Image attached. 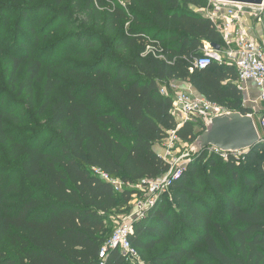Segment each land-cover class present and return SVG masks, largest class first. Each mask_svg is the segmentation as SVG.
<instances>
[{
	"label": "trees",
	"instance_id": "obj_1",
	"mask_svg": "<svg viewBox=\"0 0 264 264\" xmlns=\"http://www.w3.org/2000/svg\"><path fill=\"white\" fill-rule=\"evenodd\" d=\"M90 2L106 11L107 34L121 30L123 23L130 27L113 40L111 54L84 70L77 89L66 98L52 102L55 82L48 73L39 113L51 109L50 130L58 132L53 146L41 147L40 133L13 142L3 122L9 116L0 113V149L10 147L21 157L25 180L39 183L29 196L15 198L8 194L9 178L0 166V264H99L100 251L114 231L112 215L139 193L130 187L169 169L154 147L163 144L170 131L191 145L205 129L201 125L198 131L189 122L179 127L171 114L174 81L191 85L227 111L254 117L244 107L235 66L214 62L190 72L205 56L206 44L224 45L215 23L195 11L212 9L211 0H130L126 8L116 0ZM25 32L34 36L31 26H25ZM66 41L88 49L99 44L88 33L69 34ZM20 63L14 58L16 69ZM42 69L41 60L28 59L25 75L15 77L12 86L19 85V92L32 99ZM104 102L113 108L105 111ZM196 157L171 187L178 213L163 197L133 223L134 248L142 255L169 241L170 247L149 264H205L206 256L218 264H264V142L241 159L230 155L224 160L229 185L216 172L223 158L212 154L195 161ZM201 162L209 169L202 187L186 178L189 169L199 177L196 166ZM116 181L124 185L120 192L113 185ZM238 189H243V196L237 195ZM218 202L221 208L215 212ZM220 217L231 236L218 222ZM106 264L129 263L111 251Z\"/></svg>",
	"mask_w": 264,
	"mask_h": 264
},
{
	"label": "rangeland",
	"instance_id": "obj_2",
	"mask_svg": "<svg viewBox=\"0 0 264 264\" xmlns=\"http://www.w3.org/2000/svg\"><path fill=\"white\" fill-rule=\"evenodd\" d=\"M116 2L123 8L130 4V0H116ZM221 5L213 4L210 11L221 15H227L233 11L234 14H239L242 20L246 21V24L248 21L254 23L259 18H264V11L261 10ZM195 11L201 15H208L209 13L208 11ZM223 21L216 19L218 25H223ZM105 24L106 11L103 8H98L96 3H92L90 0H0V113L3 111L9 116L4 118L3 122L5 131L11 134L13 142L22 143L31 136H37L40 133L41 147L53 146L58 132L50 130L51 109L43 114L39 113L48 73L51 72V78L55 82L53 103L66 98L70 91L77 89L84 70H87L86 68L98 58L111 54L113 40L130 27L129 23H123L121 30L109 35L106 32ZM25 26L33 28L34 36L26 32L23 33ZM73 33H88L89 37L99 44L91 49L77 47V43L71 44L66 41L67 36ZM35 37L37 38L36 41L34 40ZM36 42L39 44L36 45ZM27 48L30 49L25 51ZM88 51L91 52L90 57ZM123 53L120 52L117 56L121 57ZM14 58L21 60L17 69L14 67ZM30 58L39 59L43 63L40 79L33 86L32 99L25 93L19 92V85L12 86V80L15 77L20 80L25 75ZM104 104L105 111L113 108L109 102H104ZM255 121L260 134L264 135L257 117ZM164 143L156 146V151L162 155L165 154L162 150ZM0 153V166H3L6 170V176L9 178H6L8 194L19 199L29 196L33 187L39 183L31 184L25 180L19 168L21 157L12 154L10 147H1ZM224 162V159L219 162L216 172L224 184L229 185L230 174L225 173ZM196 171L199 177H194L189 169L186 173L187 180H191V184L196 186L202 187V182L206 185L209 169L205 166V162L198 164ZM243 194V189L237 190V195L243 196ZM163 197L168 207L178 213L177 207L171 199V188L165 192ZM139 201H143L140 195L134 197L127 208L112 215L113 228L115 222H133L135 220L138 214ZM220 208L218 202L215 212ZM173 218L174 220L177 219L176 216ZM218 222L230 235L222 217L218 219ZM213 234L221 249L228 253L229 249L215 230H213ZM169 247V241L165 240L154 250L140 255L136 261L130 264H149L155 255ZM7 252L11 253L9 249ZM205 264H218V262L206 256Z\"/></svg>",
	"mask_w": 264,
	"mask_h": 264
},
{
	"label": "built area",
	"instance_id": "obj_3",
	"mask_svg": "<svg viewBox=\"0 0 264 264\" xmlns=\"http://www.w3.org/2000/svg\"><path fill=\"white\" fill-rule=\"evenodd\" d=\"M211 3L212 5L222 6V3H214L212 1ZM241 7L264 11V7L240 6L238 8ZM201 11L209 12L208 15L204 16L211 19L220 31L225 53L221 55L220 52L210 49L205 53L204 57L198 58L192 64L190 72L193 73L196 69H204L214 62L221 64L225 60L236 67L239 74L240 89L244 90V84L253 82L261 90L260 100L264 102V45L250 33L239 14H234L233 11H230L227 15H221L211 12L210 9ZM216 19L224 20L223 25H218ZM162 94L167 95V90L163 89ZM224 112H227L224 107L213 104L204 97L192 96L181 90H176L173 93L171 114L179 127L183 123L189 122L196 124L197 130L201 131V125H204V118H211ZM259 124L264 131V115L259 118ZM164 142L162 150H164L165 154L160 157L168 164V171L158 178L144 179L130 187L139 192L134 197L140 195L143 199V201H139L138 203V214L133 222H115L111 238L100 251L99 264H106L109 252L111 251H118L122 259L129 264L138 259L140 254L130 240L133 223L141 219L147 210L160 202L165 192L182 178L187 167L190 165L194 156L190 150V145L181 141L177 137L176 131H170L169 137ZM212 154L227 161L230 155L239 159L240 156L246 153L224 154L217 149L210 148L207 156ZM96 172L104 180L108 181L106 175L100 171ZM113 185L118 192L124 188L123 183L120 181L113 182Z\"/></svg>",
	"mask_w": 264,
	"mask_h": 264
},
{
	"label": "water",
	"instance_id": "obj_4",
	"mask_svg": "<svg viewBox=\"0 0 264 264\" xmlns=\"http://www.w3.org/2000/svg\"><path fill=\"white\" fill-rule=\"evenodd\" d=\"M214 3L264 7V0H211ZM221 45L210 44V48L220 52ZM205 129L190 145L195 161L203 158L210 148L224 154L248 153L264 142L255 118L241 112L227 111L211 118H204Z\"/></svg>",
	"mask_w": 264,
	"mask_h": 264
},
{
	"label": "crops",
	"instance_id": "obj_5",
	"mask_svg": "<svg viewBox=\"0 0 264 264\" xmlns=\"http://www.w3.org/2000/svg\"><path fill=\"white\" fill-rule=\"evenodd\" d=\"M247 24L246 26L249 29L250 33L254 37H256V39H258L262 43V45H264V18H259L254 23L248 21ZM210 49V44H206L204 53H207ZM220 53L221 55H224V45L221 47ZM171 88L173 89V91L181 90L192 96H201L194 87L181 81H174L173 83H171ZM243 88L244 90H242V94L244 107L252 110L254 118L257 117L259 119L262 115H264V102L260 100L261 90L257 88L253 82L244 84ZM154 151L157 155L162 156V154H159L156 151V147H154Z\"/></svg>",
	"mask_w": 264,
	"mask_h": 264
},
{
	"label": "bare ground",
	"instance_id": "obj_6",
	"mask_svg": "<svg viewBox=\"0 0 264 264\" xmlns=\"http://www.w3.org/2000/svg\"><path fill=\"white\" fill-rule=\"evenodd\" d=\"M223 5H226V4H223ZM236 7H240V6H236Z\"/></svg>",
	"mask_w": 264,
	"mask_h": 264
}]
</instances>
